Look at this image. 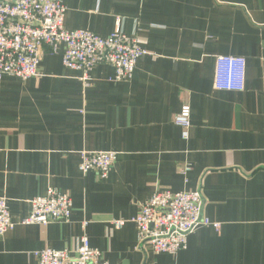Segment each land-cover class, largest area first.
Returning a JSON list of instances; mask_svg holds the SVG:
<instances>
[{
    "label": "crops",
    "instance_id": "obj_1",
    "mask_svg": "<svg viewBox=\"0 0 264 264\" xmlns=\"http://www.w3.org/2000/svg\"><path fill=\"white\" fill-rule=\"evenodd\" d=\"M60 1L66 30L105 38L119 22L149 55L121 82L97 65L84 87L45 48L38 78L0 80V198L17 224L0 237V264H37L45 248L73 253L82 237L108 264H264V0ZM219 56L244 58L242 91L214 88ZM183 104L187 140L173 124ZM80 152L117 160L101 180L81 174ZM48 189L70 197V220L19 225ZM197 189L219 228L196 229L173 256L141 250L140 205L156 190Z\"/></svg>",
    "mask_w": 264,
    "mask_h": 264
},
{
    "label": "built area",
    "instance_id": "obj_2",
    "mask_svg": "<svg viewBox=\"0 0 264 264\" xmlns=\"http://www.w3.org/2000/svg\"><path fill=\"white\" fill-rule=\"evenodd\" d=\"M65 13L60 0H0V80L5 76L22 82L38 78L45 48L50 55H60L64 68L80 72L84 87L89 86V74L97 65L110 66L114 71L113 81L121 82L132 77L141 57L149 55L140 38L126 36L119 22L109 36L102 38L87 30H66ZM215 64L216 90H243L244 58L219 56L215 58ZM173 124L180 129L182 140H187L191 127L187 104H183L173 117ZM79 157L81 174L92 172L105 180L116 163L117 153L80 152ZM187 171L184 167L182 172ZM29 205V215L19 225L46 226L53 222H68L71 217L70 197L53 189L33 198ZM203 208L200 189L178 193L156 190L140 205L138 214L132 219L141 250L173 256L186 249L187 238L196 229H218L219 224L204 216ZM112 224L115 229H121L125 221L117 220ZM16 225L6 200L0 198V237ZM33 256L37 264H108L102 252L89 246L86 237L78 240L73 253L45 248L34 252Z\"/></svg>",
    "mask_w": 264,
    "mask_h": 264
}]
</instances>
